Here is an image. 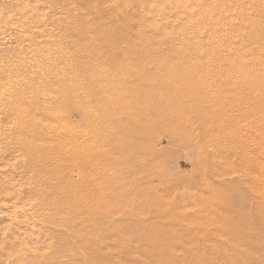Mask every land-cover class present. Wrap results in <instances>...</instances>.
Returning a JSON list of instances; mask_svg holds the SVG:
<instances>
[{"label": "rangeland", "instance_id": "rangeland-1", "mask_svg": "<svg viewBox=\"0 0 264 264\" xmlns=\"http://www.w3.org/2000/svg\"><path fill=\"white\" fill-rule=\"evenodd\" d=\"M0 264H264V0H0Z\"/></svg>", "mask_w": 264, "mask_h": 264}, {"label": "bare ground", "instance_id": "bare-ground-1", "mask_svg": "<svg viewBox=\"0 0 264 264\" xmlns=\"http://www.w3.org/2000/svg\"><path fill=\"white\" fill-rule=\"evenodd\" d=\"M244 216V215H243ZM251 219V218H250ZM251 221V220H250ZM250 221H249V223H250ZM239 226H240V224H239ZM245 228H247V227H245ZM244 229V228H243Z\"/></svg>", "mask_w": 264, "mask_h": 264}]
</instances>
